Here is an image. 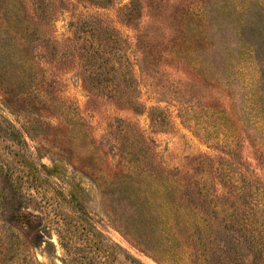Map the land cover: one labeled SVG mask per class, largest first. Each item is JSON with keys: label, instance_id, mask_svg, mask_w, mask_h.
Masks as SVG:
<instances>
[{"label": "rangeland", "instance_id": "374dc122", "mask_svg": "<svg viewBox=\"0 0 264 264\" xmlns=\"http://www.w3.org/2000/svg\"><path fill=\"white\" fill-rule=\"evenodd\" d=\"M138 1L126 22L129 0H56L53 33L73 47L80 19L114 28L135 105L33 41L46 105L0 89V264H264V0ZM131 146L144 170L127 168ZM126 183L142 211L122 202ZM25 210L45 228L18 223Z\"/></svg>", "mask_w": 264, "mask_h": 264}, {"label": "trees", "instance_id": "16d2710c", "mask_svg": "<svg viewBox=\"0 0 264 264\" xmlns=\"http://www.w3.org/2000/svg\"><path fill=\"white\" fill-rule=\"evenodd\" d=\"M87 1L100 7L112 6L115 2V0ZM29 2L30 4L26 0H0V89L6 95L8 104L12 101L20 105L31 98H36L37 104L44 107L47 102L45 98L50 97L51 91L46 87V82L42 78L38 80L39 76L34 71L36 64L34 56L26 49L33 41L52 59L78 58L84 84L91 90L107 95L120 104L135 105L133 80L125 56L127 45L114 28L106 26L96 18L80 19L71 24L74 38L66 41H71L73 47L70 44L59 46L60 44L53 37L58 15L56 0H29ZM138 3V0H129L122 8L126 22L137 19L141 11ZM39 68L42 70L41 67ZM6 124L8 126L5 127V134L9 133L14 139L18 138L21 141L22 134L15 126L10 122ZM145 153L138 155L133 146L128 148L123 159L128 162L127 168L131 171L140 168L144 170L141 162ZM54 166L58 167L57 164ZM145 171L150 175L151 170ZM77 188L82 190L80 186ZM119 194L122 202L127 200L133 203L137 210L142 211V204L138 202L140 198L135 197L141 196L142 190L126 183L120 188ZM69 195L74 197L71 193ZM69 203L70 201H66V205ZM15 218L30 231L38 227L45 228L42 224L43 217L32 212L19 211ZM67 218L64 215L65 223L71 220ZM80 223L82 225L78 226L90 233L91 226L88 227L84 220Z\"/></svg>", "mask_w": 264, "mask_h": 264}]
</instances>
